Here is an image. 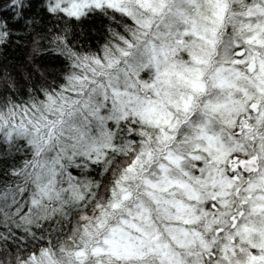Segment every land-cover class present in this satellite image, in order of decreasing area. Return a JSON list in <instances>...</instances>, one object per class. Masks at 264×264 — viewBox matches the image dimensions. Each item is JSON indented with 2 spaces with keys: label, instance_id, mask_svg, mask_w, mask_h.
<instances>
[{
  "label": "snow or ice",
  "instance_id": "snow-or-ice-1",
  "mask_svg": "<svg viewBox=\"0 0 264 264\" xmlns=\"http://www.w3.org/2000/svg\"><path fill=\"white\" fill-rule=\"evenodd\" d=\"M0 264H264V0H0Z\"/></svg>",
  "mask_w": 264,
  "mask_h": 264
}]
</instances>
